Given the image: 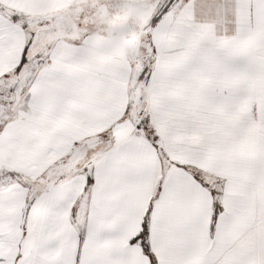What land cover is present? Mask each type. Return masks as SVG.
Wrapping results in <instances>:
<instances>
[{"label":"snow or ice","instance_id":"6c2138e0","mask_svg":"<svg viewBox=\"0 0 264 264\" xmlns=\"http://www.w3.org/2000/svg\"><path fill=\"white\" fill-rule=\"evenodd\" d=\"M0 264H264V0H0Z\"/></svg>","mask_w":264,"mask_h":264}]
</instances>
